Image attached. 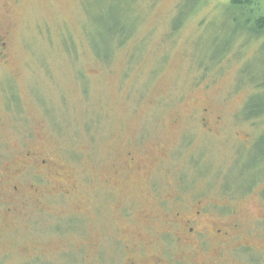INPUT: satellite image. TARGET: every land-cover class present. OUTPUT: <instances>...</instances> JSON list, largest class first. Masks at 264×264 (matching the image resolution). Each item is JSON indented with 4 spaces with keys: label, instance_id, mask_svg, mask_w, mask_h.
Returning a JSON list of instances; mask_svg holds the SVG:
<instances>
[{
    "label": "rangeland",
    "instance_id": "1",
    "mask_svg": "<svg viewBox=\"0 0 264 264\" xmlns=\"http://www.w3.org/2000/svg\"><path fill=\"white\" fill-rule=\"evenodd\" d=\"M231 1L0 0V264H264V0Z\"/></svg>",
    "mask_w": 264,
    "mask_h": 264
},
{
    "label": "trees",
    "instance_id": "2",
    "mask_svg": "<svg viewBox=\"0 0 264 264\" xmlns=\"http://www.w3.org/2000/svg\"><path fill=\"white\" fill-rule=\"evenodd\" d=\"M230 4H232V5H239V6L241 5V7H243V6H251L252 4H254V2L251 1V0H232L230 2ZM180 15L182 16V11H181V14ZM125 30H124L123 25H117V27L115 28V30L113 32V38H115V37H118L119 39L123 38V35L125 33ZM256 32H257L258 36L264 35V17L263 18H260L258 20V23H257V31ZM105 46H106V42H104L103 46H101L100 49H99V47H96V46H94V48H95L96 51L97 50H101V49L106 50ZM104 55H106V54H104ZM259 87H261L262 90H263L264 83L261 84ZM258 95L262 98L261 93H259ZM255 100L256 99L254 97L253 98H250L249 101H248V103H247V105H246V107H245V109H244V112H245L244 115L246 116V119L247 120H250V119L254 118L255 116H257L258 114H261V113L264 112V105H263V108H262L261 107V104H259L257 102H254ZM259 140H260V138H259ZM263 173L264 172L261 171V174H263ZM260 177L257 179L256 182H254V184L252 185V187L260 181V179H261ZM251 189L252 188L248 189L249 191H247V192H250ZM226 191H228V190L226 189ZM244 191H246V190H244Z\"/></svg>",
    "mask_w": 264,
    "mask_h": 264
},
{
    "label": "flooded vegetation",
    "instance_id": "3",
    "mask_svg": "<svg viewBox=\"0 0 264 264\" xmlns=\"http://www.w3.org/2000/svg\"><path fill=\"white\" fill-rule=\"evenodd\" d=\"M7 51V47H6V43H5V41L3 40V38H0V61L2 62L3 60V57L6 55L5 54V52ZM46 164V162L44 161V162H42V165L44 166ZM15 189H13V191H17L18 190V187L17 186H15L14 187ZM189 232H193V229L192 228H190L189 229ZM219 232V231H218Z\"/></svg>",
    "mask_w": 264,
    "mask_h": 264
}]
</instances>
